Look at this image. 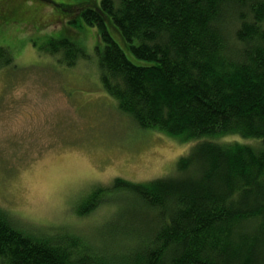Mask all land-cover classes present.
<instances>
[{
  "label": "trees",
  "instance_id": "16d2710c",
  "mask_svg": "<svg viewBox=\"0 0 264 264\" xmlns=\"http://www.w3.org/2000/svg\"><path fill=\"white\" fill-rule=\"evenodd\" d=\"M83 16L106 43L101 82L120 111L142 130L197 143L172 176L96 187L80 214L120 197L114 232L70 224L30 235L0 206V260L264 264V0H101ZM112 30L151 63L129 60ZM47 46L67 52L68 65L85 55L67 39ZM12 60L0 44V62Z\"/></svg>",
  "mask_w": 264,
  "mask_h": 264
},
{
  "label": "rangeland",
  "instance_id": "374dc122",
  "mask_svg": "<svg viewBox=\"0 0 264 264\" xmlns=\"http://www.w3.org/2000/svg\"><path fill=\"white\" fill-rule=\"evenodd\" d=\"M96 3L0 0V44L13 59L0 62V206L30 235L70 224L89 236L120 230V197L87 217L84 200L117 177L172 176L197 143L140 129L104 90L97 47L106 43L83 16ZM118 35L112 30L126 50ZM52 39L76 43L85 55L68 65L67 52H47Z\"/></svg>",
  "mask_w": 264,
  "mask_h": 264
}]
</instances>
